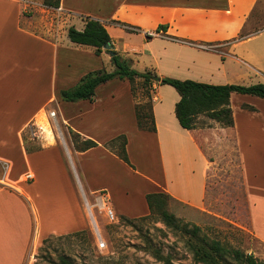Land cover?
Segmentation results:
<instances>
[{"label":"crops","instance_id":"crops-1","mask_svg":"<svg viewBox=\"0 0 264 264\" xmlns=\"http://www.w3.org/2000/svg\"><path fill=\"white\" fill-rule=\"evenodd\" d=\"M259 1L95 0L91 7L81 0H59L56 8L72 23L79 22V30L84 27L83 17L100 20L113 50L137 71L151 70L159 78L231 84L229 78L237 75V63L253 70L235 54L254 59L243 46L249 34L241 33ZM39 2L0 0V264H34L29 250L43 239L88 230L96 222L90 198L103 199L102 205L108 204L119 215L139 217L149 213L147 193L164 192L169 199L202 208L207 190L210 160L192 137L193 129L181 127L175 116L179 94L166 99L161 93L169 84L153 83L155 131L137 127L136 100L125 78L100 84L92 100L61 102L62 89L74 86L83 74L103 68V59L111 63V56L105 50L97 55L92 46L83 48L73 42H65L71 43L70 47L62 46L59 41L63 36L56 28H47L37 11ZM86 53L97 57L94 69L87 66V57L83 59ZM232 101L233 93L230 105ZM52 103L60 106L66 127L98 144L85 151L68 147L67 164L54 144L42 143L32 150L24 144L27 129L33 131L35 126L41 132L42 114L48 121L57 120ZM119 108H124L123 113ZM51 110H55V118L49 116ZM232 113L244 175L240 158L246 148L243 140L251 144L248 137L254 134L252 130L263 135L264 111L241 106L236 111L233 107ZM120 134L127 138L126 152L132 166L105 146ZM135 140L156 147L160 161L157 175L136 169L131 153ZM27 171L33 172V180L23 179ZM126 173L148 184L138 188L139 197L129 198V205L134 204L128 208L117 198L120 192L124 196L130 192ZM243 181L253 220L259 208L264 211V201H256L250 181L244 177Z\"/></svg>","mask_w":264,"mask_h":264},{"label":"rangeland","instance_id":"rangeland-1","mask_svg":"<svg viewBox=\"0 0 264 264\" xmlns=\"http://www.w3.org/2000/svg\"><path fill=\"white\" fill-rule=\"evenodd\" d=\"M39 1V4H36L39 8L37 11L43 15L46 27L56 28L58 35L63 36L59 43L62 42L60 43L62 46L70 47L72 42L65 33L70 26L78 27L79 22L72 23L66 18L67 15H57L55 7L47 6L43 0ZM81 2L89 3L88 6L93 7L95 0H81ZM247 34L250 39L243 46L247 47V51L254 56V59L250 60L239 52L235 55L248 62L253 70L237 63V75L229 78L230 83L241 85L264 83V0H260L251 13L249 23L241 36ZM65 42L71 43L66 45ZM85 47L90 48V46L83 45V48ZM74 58L75 56H73ZM95 58L97 59L95 55L91 56L89 53H86L83 58L86 59L85 62L89 69L97 67ZM103 63L104 69L110 71L113 68L107 60L103 59ZM219 83L223 82H217V84ZM134 86V101L146 100V87L142 86L139 81L134 82ZM161 93L166 99L172 97L173 94H178L175 88L170 85L163 86ZM245 101L253 103H243ZM61 102L66 104L63 99ZM243 104L252 106L258 112L264 111V99L253 95L233 93L231 107H234L236 111ZM50 107L58 113L57 120H45V123L41 120L40 124L44 123L41 132L35 126L33 127L35 133L27 129L23 132L24 144L27 150L40 148L42 143L54 144L59 148L63 161L67 164V148H74L70 132L72 129L64 125L59 114L60 106L52 103ZM69 109L72 110V107ZM119 109L123 113L124 108H122L123 110ZM252 131L254 134L248 137L252 140L251 144L248 146L249 143L243 140V148L244 145L246 148L242 151L243 153H240L241 155L239 154L245 173L242 175L240 159L236 150L235 128L223 126L207 115L199 114L196 119V127L191 131V135L210 160L204 205L202 208H197L170 198L167 200L166 208L182 223H187L189 226L198 225L201 229V237L217 239L223 247L251 254L257 262L264 263V211L259 208V212L252 220L251 202L243 181V177L246 182L250 181L251 196L256 198V201L263 202L264 130L263 135L259 134L257 130ZM131 153L137 162L136 169L138 167L146 173L158 174L160 161L154 144H146L143 141L138 143L135 140L131 145ZM195 174L197 175V170ZM125 182L127 186L129 185L130 192L127 196L120 192L117 198L123 207L128 208L134 204L133 202L129 205V198L132 197L134 200L139 197L138 188L143 189L144 185L148 184L135 179L132 174L128 173H126ZM102 202L103 199L90 198L96 222L84 234L62 239L52 237L45 245L44 250H39L42 242L35 248L32 246L28 253L29 259H32L34 264H53L59 262L61 255H65L78 264H164L165 258L171 259L174 264H205L194 259L191 244L195 240L182 231L166 226L159 215H148L149 213H147L139 217H127L119 215L111 209L114 218L110 219L106 214V210L109 208L108 204L102 205ZM99 235L104 241L103 247H99L97 244ZM247 263L245 261V264ZM221 264L239 263L233 256H227L221 261Z\"/></svg>","mask_w":264,"mask_h":264},{"label":"trees","instance_id":"trees-1","mask_svg":"<svg viewBox=\"0 0 264 264\" xmlns=\"http://www.w3.org/2000/svg\"><path fill=\"white\" fill-rule=\"evenodd\" d=\"M47 6L58 7L59 0H43ZM84 27L79 30L74 26L67 29L69 40L75 44L88 45L94 48L95 54L102 52L103 46L111 41L110 35L104 24L90 16L83 17ZM119 25H124L122 22L113 21ZM134 30V29H133ZM108 52V50H105ZM114 69L108 71L104 68L92 70L83 74L77 84L73 87L62 89L60 91L61 99L65 101H78L81 99L92 100L95 89L100 84L113 78L127 79L130 84V89L135 97L134 82H141L142 86L146 87V100L135 102V116L137 127L141 130L155 131V123L152 112V93L154 92L153 83L169 84L179 94V99L175 103V116L181 127L191 130L196 127V119L199 114H205L209 118L216 120L223 126H233V113L230 105V97L232 93L253 95L264 99V83H255L250 85L241 84H211L192 79H176L163 77L159 78L151 70L143 72L137 71L129 65L128 59L115 52L110 58ZM243 108L250 107L246 104ZM72 141L74 148L78 151H85L91 147L97 146V142L82 138L77 132L71 130ZM127 138L124 134H120L115 138L105 143V146L114 152L125 163L132 166L126 152ZM169 195L164 192H151L145 195V200L149 209V214H157L162 222L174 230L182 231L190 235L195 242L191 248L194 259L205 264H221V261L227 256H233L239 264H264L257 262L251 254H244L239 250H231L225 248L217 239H207L200 236V227L198 225L189 226L187 223H182L173 213L166 208ZM147 215V216H148ZM87 230L74 232L61 236H49L42 240V245L39 250H44L49 239L68 238L79 234H84ZM53 263V262H52ZM53 264H78L65 255H61L59 262ZM164 264H174L171 259L165 258Z\"/></svg>","mask_w":264,"mask_h":264},{"label":"built area","instance_id":"built-area-1","mask_svg":"<svg viewBox=\"0 0 264 264\" xmlns=\"http://www.w3.org/2000/svg\"><path fill=\"white\" fill-rule=\"evenodd\" d=\"M55 10H56V12H57V15H59L58 14V12L60 11L59 10V8H56L55 7ZM44 117V119L46 120V121H48V119H47V117H46V114H42L41 115V117ZM49 116L50 117H52V118H55L56 117V112H55V110H51L50 112H49ZM41 120H43V119H41ZM43 125V124H42ZM41 125V126H42ZM42 130H43V126H42ZM33 178H34V175H33V172L32 171H27L25 174H24V176H23V179L25 180V181H30V180H33ZM106 214H107V216L110 218V219H113L114 218V214H113V212H112V210L111 209H107L106 210ZM97 244H98V246L99 247H103L104 246V241L102 240V238H101V236L99 235V237L97 238Z\"/></svg>","mask_w":264,"mask_h":264},{"label":"water","instance_id":"water-1","mask_svg":"<svg viewBox=\"0 0 264 264\" xmlns=\"http://www.w3.org/2000/svg\"><path fill=\"white\" fill-rule=\"evenodd\" d=\"M103 48H104L105 50H108V53H109L110 56H113V55L115 54V51L113 50V46L111 45L110 42H107V43L103 46Z\"/></svg>","mask_w":264,"mask_h":264}]
</instances>
